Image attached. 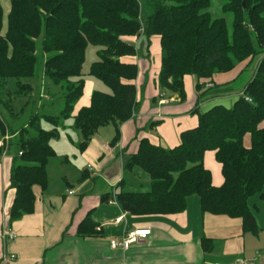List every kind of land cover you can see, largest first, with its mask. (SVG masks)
<instances>
[{"label":"trees","instance_id":"trees-1","mask_svg":"<svg viewBox=\"0 0 264 264\" xmlns=\"http://www.w3.org/2000/svg\"><path fill=\"white\" fill-rule=\"evenodd\" d=\"M10 1L3 34L0 0V102L6 109L13 108L8 93L11 83L16 85V95L33 89L24 80L36 74L37 39L43 36L42 50L51 54L44 63L45 77L52 83L48 92L51 97L62 92L65 106L56 115L34 114L25 127L9 130L13 136L18 134L10 141L9 155L13 146L17 150L11 155L9 180L15 198L8 224L35 211L36 186L48 189L49 163L58 155L51 142L60 135L62 119L74 117L84 139L82 147L108 125L116 130L111 143L120 140L121 125L138 107L135 80L139 67L123 61L136 56L137 48L126 38L146 34L161 37V92L177 94L181 101L186 99V75L197 77L200 91L213 83L216 74L243 68L259 55L262 58L232 107L219 104L204 113L195 109L199 123L181 133L177 146L167 148L142 139L138 151L127 158L125 170L146 172L151 178L150 189H125L127 185L121 181L120 191L114 193L116 199L134 215H171L185 211L188 197L197 194L203 212L242 218L246 231H258L248 201L257 193L264 195V0H216L222 4L218 16L211 12L214 0H148L150 12L144 21L140 0ZM91 44L102 49L90 74L111 91H94L90 105L74 114L84 93L83 66ZM204 94L201 92L199 99ZM43 118L53 124L52 129L43 128ZM7 128L0 115V133L5 134ZM207 151H215L222 164L225 180L221 186L213 184L212 173L204 165ZM97 225L88 214L78 233L95 236ZM210 242V238L202 239L205 250L211 249Z\"/></svg>","mask_w":264,"mask_h":264},{"label":"crops","instance_id":"crops-1","mask_svg":"<svg viewBox=\"0 0 264 264\" xmlns=\"http://www.w3.org/2000/svg\"><path fill=\"white\" fill-rule=\"evenodd\" d=\"M1 3L4 34L11 1L1 0ZM126 40L137 48L136 56L124 57L123 61L137 63L139 67L135 80L138 107L134 116L121 125L120 140L116 144L111 143L116 134L115 127L100 128L82 148V171L73 178L62 173L60 180L67 187L60 182L56 187L52 185L51 160L48 189L34 188L37 196L35 211L12 224H8L7 219L15 198L9 180L13 156L8 155L0 163V264H232L247 259L264 264L262 194L253 195L248 201L257 219V232L246 231L242 218L203 212L197 194L188 197L185 211L171 215L128 213L114 195L120 191L121 181L127 186L132 184L128 177L138 170L127 172L125 162L138 151L142 139L167 148L177 146L181 133L199 123V113L195 109L204 113L219 104L233 106L253 78L262 55L243 68L216 74L213 83L200 91L197 77L186 75V99L181 101L177 94H163L158 85L162 64L160 35L141 34ZM93 92L94 83L85 80L84 93L75 105L74 114L81 107L90 105ZM201 92L205 94L199 99ZM62 161L68 163L69 158ZM204 165L212 173L213 184L221 186L225 179L215 151L205 153ZM140 180L141 177L137 186L150 188L151 182L143 185ZM69 190L74 193L70 194ZM108 193L111 195L104 200L103 196ZM88 214L98 224V234L81 237L78 227ZM8 226L17 236L5 242L2 235ZM136 228H151L152 233L128 250L113 248V240H121ZM203 238L211 239L210 250L203 247ZM5 253L16 257L4 260Z\"/></svg>","mask_w":264,"mask_h":264},{"label":"rangeland","instance_id":"rangeland-1","mask_svg":"<svg viewBox=\"0 0 264 264\" xmlns=\"http://www.w3.org/2000/svg\"><path fill=\"white\" fill-rule=\"evenodd\" d=\"M10 3V0H8ZM142 6V17L143 21L149 15L150 8L148 4V0H140ZM214 6L211 8V12L215 15H221V2L214 0ZM6 16V15H5ZM228 20H231V16H227ZM42 41L43 36L37 39V55L39 57V61L37 64V70L34 77L25 78L24 82L31 83L33 85V89L27 94H17L16 95V85L11 83L9 99L11 102V106L13 108L11 110L6 109L3 103L0 102V115L7 123L8 128L5 134L1 135H10L13 137V140H16L18 132L13 136L12 132L9 131L10 129L20 130L21 128L25 127L29 124L32 116L34 114L40 115H56L58 114L65 106V98L64 94L59 93L56 96L51 97L48 89L52 88V83L48 82L45 74H44V63L51 56V54H46L42 50ZM253 41L256 43L255 36L253 35ZM102 47L89 45L87 48L86 53V61L83 66V78L86 81H92L94 83V91L105 90L104 92H110V88L100 79L92 76L90 74L91 65L99 59L98 51H100ZM4 95V94H2ZM2 97V96H1ZM8 97V95H6ZM82 98V97H81ZM80 98V99H81ZM79 99V100H80ZM7 100V99H6ZM78 100V101H79ZM76 102V104L78 103ZM75 104V105H76ZM43 128L50 130L53 128V124L50 121H47L45 118L41 121ZM111 128V127H110ZM60 135L57 138H54L51 142L54 145L55 149L58 152L57 157L52 159L51 168V181L52 185L56 187L59 182L64 184V187L68 185L62 182L61 177L63 172H65L69 177H76L79 172L82 171L83 165L81 156L82 151V139L83 136L75 127V120L74 117H67L62 119L61 125L59 126ZM79 136V137H78ZM82 136V137H81ZM12 140V139H11ZM10 140V141H11ZM12 140V141H13ZM17 147L13 146L10 156L16 153ZM65 157L69 158L68 163H62ZM65 165L64 167L62 165ZM137 172V171H136ZM140 174V175H139ZM129 181L132 184H128L125 189H132V190H146L150 188H145V186H137L136 182L143 181V185L147 182H151L150 176L141 169H138L136 174L129 175ZM198 196V195H197Z\"/></svg>","mask_w":264,"mask_h":264},{"label":"built area","instance_id":"built-area-1","mask_svg":"<svg viewBox=\"0 0 264 264\" xmlns=\"http://www.w3.org/2000/svg\"><path fill=\"white\" fill-rule=\"evenodd\" d=\"M141 32L143 33L144 29H142ZM209 85H212V84H209ZM249 100L251 101L252 99L249 98ZM11 139H12V136L10 135L3 136L0 134V148L3 149L2 153H0L1 162L4 160V158H6L9 155ZM20 155H22L21 152H20ZM69 193L72 194L74 193V191L69 190ZM151 233H152L151 228H136V229H133L127 232L121 240H113L111 243H112L113 248L120 247L124 250H128L134 243L140 242L141 240L148 238L149 235H151ZM16 236L17 234L15 233V231L12 230V228H10V226L5 228L3 235H2L3 240L5 242H9L15 239ZM15 257L16 256L14 254L6 255L5 253L4 260L14 259ZM232 264H256V261L254 259H247V260L237 261Z\"/></svg>","mask_w":264,"mask_h":264}]
</instances>
